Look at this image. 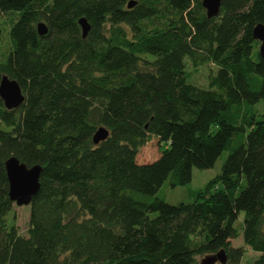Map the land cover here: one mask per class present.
Masks as SVG:
<instances>
[{
	"label": "trees",
	"instance_id": "trees-1",
	"mask_svg": "<svg viewBox=\"0 0 264 264\" xmlns=\"http://www.w3.org/2000/svg\"><path fill=\"white\" fill-rule=\"evenodd\" d=\"M129 1L0 0V77L25 96L13 110L0 98V264H199L219 251L239 264L240 213L264 264V58L252 35L264 0H222L214 18L202 0ZM186 58L215 67L206 87L188 81ZM101 126L109 136L95 145ZM152 137L161 155L140 164ZM226 150L192 202L157 196ZM10 156L42 169L26 236L8 221Z\"/></svg>",
	"mask_w": 264,
	"mask_h": 264
},
{
	"label": "water",
	"instance_id": "water-1",
	"mask_svg": "<svg viewBox=\"0 0 264 264\" xmlns=\"http://www.w3.org/2000/svg\"><path fill=\"white\" fill-rule=\"evenodd\" d=\"M222 0H202V6L206 11L207 18H214L219 15ZM135 1L130 0L128 8H132ZM82 37L85 38L90 30V24L85 17L78 19ZM48 28L44 22H38L37 32L40 36L46 35ZM253 39L260 42L259 54L264 58V24H257L253 29ZM0 98L7 110L17 109L24 102L25 96L16 80L10 79L7 75L0 77ZM109 136L107 128L101 126L97 128L92 136L93 143L98 145ZM5 170L9 183L8 195L10 200L17 206H29L32 198L40 189L41 167L33 165L31 167L21 163L15 156H10L5 161ZM227 255L224 251L210 254L203 257L199 264H225Z\"/></svg>",
	"mask_w": 264,
	"mask_h": 264
},
{
	"label": "rangeland",
	"instance_id": "rangeland-1",
	"mask_svg": "<svg viewBox=\"0 0 264 264\" xmlns=\"http://www.w3.org/2000/svg\"><path fill=\"white\" fill-rule=\"evenodd\" d=\"M9 15H4L1 18L2 23V37L0 41V60H3L9 51V39H8V19ZM187 64V70L190 74L191 83L200 87L207 86V77L210 71H214L215 67L212 64H208L200 67L198 70H194L188 59H185ZM261 107V104H260ZM229 151H224L218 158L212 168L209 169H192V179L188 184L178 185L171 187L168 182L164 183L158 190L157 196L161 197L165 202L169 204H177L179 202H192L193 192L202 189L211 179L215 178L221 173L222 165L228 155ZM161 155V146L158 138L152 137L144 146H142L137 154V162L140 164L151 163L157 160ZM221 187V184H219ZM29 206H17L13 205L12 211L8 215V221L14 224L20 235L26 236L29 223ZM244 213H240L238 220L235 222V227L238 229L240 236L232 240L234 247H243V239L241 235V226L243 223ZM245 248V246H244ZM260 253L256 252L249 247L245 248L243 257L239 264H255L259 259Z\"/></svg>",
	"mask_w": 264,
	"mask_h": 264
},
{
	"label": "crops",
	"instance_id": "crops-1",
	"mask_svg": "<svg viewBox=\"0 0 264 264\" xmlns=\"http://www.w3.org/2000/svg\"><path fill=\"white\" fill-rule=\"evenodd\" d=\"M232 245H233V243H232ZM244 247V246H243ZM246 248V247H245Z\"/></svg>",
	"mask_w": 264,
	"mask_h": 264
}]
</instances>
